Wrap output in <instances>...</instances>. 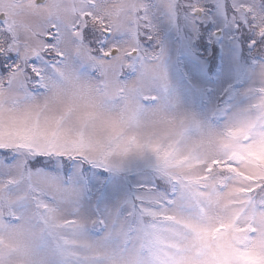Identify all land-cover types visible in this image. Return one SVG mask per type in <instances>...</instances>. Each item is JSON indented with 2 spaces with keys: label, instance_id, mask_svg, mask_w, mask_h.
Returning <instances> with one entry per match:
<instances>
[{
  "label": "snow or ice",
  "instance_id": "obj_1",
  "mask_svg": "<svg viewBox=\"0 0 264 264\" xmlns=\"http://www.w3.org/2000/svg\"><path fill=\"white\" fill-rule=\"evenodd\" d=\"M0 264H264V0H0Z\"/></svg>",
  "mask_w": 264,
  "mask_h": 264
}]
</instances>
